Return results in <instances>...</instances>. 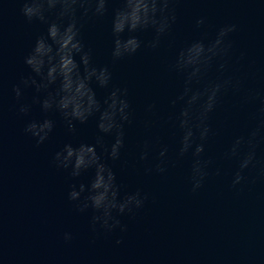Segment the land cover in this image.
Listing matches in <instances>:
<instances>
[{
  "label": "water",
  "instance_id": "1",
  "mask_svg": "<svg viewBox=\"0 0 264 264\" xmlns=\"http://www.w3.org/2000/svg\"><path fill=\"white\" fill-rule=\"evenodd\" d=\"M118 6L110 4L104 17L85 19L81 34L93 63L107 65L112 72L108 89L93 85L97 98L103 101L111 86L127 88L133 109L120 159L107 163L116 173L121 195L141 189L148 199L134 218L121 217L126 232L117 229L97 235L90 227L91 212H77L67 199L70 185L87 184L92 171L74 180L52 163L65 143H95L100 134L96 117L77 123V131L71 134L59 113H48L55 127L39 146L24 133L28 120H41L46 114L38 105L26 117L18 114L12 87L21 76L29 75L24 57L46 26L28 23L18 0H0V264H264V176L260 175L264 141L256 149L260 163L246 170L248 180L235 188L231 182L238 162L224 156L233 140L247 136L262 118L264 0H179L174 5L177 20L158 49L142 46L134 56L113 62L111 10ZM201 17L206 25L197 29L195 21ZM224 24L237 26L224 75L239 79L241 86L223 95L210 115L213 134L203 156L213 163L204 185L193 192L191 155L177 158L180 133L174 116L179 105L173 108L170 103L181 91L183 77L169 66L176 53L202 31L214 34ZM137 35L145 44L153 37L151 30ZM210 75L218 73L213 69ZM35 94L33 88L25 89L24 102L31 103ZM153 103L155 110L146 111ZM104 139L109 145L113 141L111 136ZM146 141L148 159L140 160ZM162 146L168 148L167 172H147L158 162ZM65 232L72 234L70 242L64 240Z\"/></svg>",
  "mask_w": 264,
  "mask_h": 264
},
{
  "label": "clouds",
  "instance_id": "2",
  "mask_svg": "<svg viewBox=\"0 0 264 264\" xmlns=\"http://www.w3.org/2000/svg\"><path fill=\"white\" fill-rule=\"evenodd\" d=\"M20 12L28 23L39 22L46 31L38 35L31 51L24 57V64L30 69L27 76H21L12 87L15 108L18 114L28 116L33 105H38L45 117L30 119L24 126V133L31 136L39 146L50 138L55 121L48 113H59L67 132L75 134L76 125L86 124L96 117L99 135L94 144L65 143L55 152L52 163L57 169L68 171L75 180L92 171L86 184L73 183L67 199L79 213L91 212L90 227L94 234H111L117 229L127 231L122 216L135 217L144 207L147 193L141 189L121 195V185L107 160L118 161L125 146V125L132 123L133 109L128 99V89L111 86L108 95L101 101L97 98L95 85L108 89L112 72L107 65L98 67L93 63L92 52L86 48L81 30L87 18H101L109 12V5L118 3L111 10V32L113 36L111 57L113 62L134 56L142 46L156 50L161 40L169 34L177 20L174 5L179 0H18ZM2 15V8H0ZM206 25L201 17L195 21L197 29ZM151 30L153 37L147 44L138 33ZM237 31L235 24L221 25L214 34L202 31L198 39L182 47L175 56L170 70L183 77L179 94L170 101L179 111L175 114V125L180 133L177 158L191 155L190 181L192 191L200 189L210 175L211 159H205L206 142L213 129L210 115L216 110L223 95L239 91L241 81L225 76L233 54L231 35ZM79 57V59H77ZM243 58V56H241ZM218 73L210 75L212 70ZM33 88L35 95L31 103L24 102V90ZM249 99H256L250 96ZM2 74H0V111H2ZM261 119L247 136H237L225 158L235 159L238 168L233 174L232 187L248 180L245 171L255 169L260 163L256 149L264 141V99L260 101ZM156 105L149 104L146 111L153 112ZM146 127L151 122H145ZM105 136L113 137L112 143H105ZM97 147L101 152L97 151ZM150 145L146 141L140 153V160H147ZM167 146L159 151L158 162L146 169L147 172H167ZM219 175V170L215 172ZM264 176V167L260 169ZM254 182V181H253ZM63 238L70 242L73 236L65 232ZM117 240L116 243H121Z\"/></svg>",
  "mask_w": 264,
  "mask_h": 264
}]
</instances>
